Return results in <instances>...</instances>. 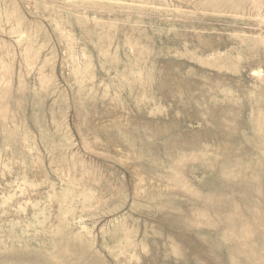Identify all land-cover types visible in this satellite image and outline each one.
Masks as SVG:
<instances>
[{
  "label": "rangeland",
  "instance_id": "374dc122",
  "mask_svg": "<svg viewBox=\"0 0 264 264\" xmlns=\"http://www.w3.org/2000/svg\"><path fill=\"white\" fill-rule=\"evenodd\" d=\"M0 264H264V0H0Z\"/></svg>",
  "mask_w": 264,
  "mask_h": 264
}]
</instances>
